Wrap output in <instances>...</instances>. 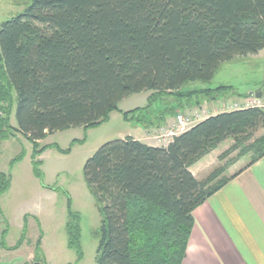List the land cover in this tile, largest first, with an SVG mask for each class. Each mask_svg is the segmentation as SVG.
I'll use <instances>...</instances> for the list:
<instances>
[{"label": "trees", "instance_id": "1", "mask_svg": "<svg viewBox=\"0 0 264 264\" xmlns=\"http://www.w3.org/2000/svg\"><path fill=\"white\" fill-rule=\"evenodd\" d=\"M263 50L264 0H31L0 27V103L14 93L17 131L33 145L41 177L36 158L48 135L94 128L142 92L150 96L143 110L132 111L136 124L162 126L199 106L200 96L234 91H183L185 85L208 84L223 64ZM158 101L155 125L146 116ZM0 110L3 141L13 135L5 128L11 108ZM263 127L264 111L245 108L210 116L165 147L131 137L101 146L83 167L101 217L96 264H181L192 212L228 181L226 165L200 182L189 168L226 140L233 145L219 159L240 150L253 155L251 166L264 157V136L251 141ZM8 188L0 174V197ZM66 227L80 259L79 229Z\"/></svg>", "mask_w": 264, "mask_h": 264}, {"label": "rangeland", "instance_id": "2", "mask_svg": "<svg viewBox=\"0 0 264 264\" xmlns=\"http://www.w3.org/2000/svg\"><path fill=\"white\" fill-rule=\"evenodd\" d=\"M30 2L31 0H0V27L23 13ZM218 86H233L241 93L258 89L264 92V61L237 59L223 64L208 84L189 83L183 87V91L215 89ZM149 96V92H142L123 99L117 110L109 113L107 120L94 128H71L48 135L38 146L45 148L36 158L41 177L34 173L33 145L25 135L17 131L14 93H11L9 103H0V108H11L9 124L5 128H10L13 133L10 138L0 140V173L9 182V188L0 197V239L3 237L8 246L20 243L17 251L0 250L5 254L1 256L0 264H30L34 258H39L44 264H96L101 217L85 183L83 167L101 146L117 139L143 134V139L146 138L150 143L166 146L163 141L158 143L152 138L161 127H167V123L148 128L136 124L134 120L139 114L132 111L143 110ZM213 96L211 99L200 96V107L219 109L217 111L232 110L222 104L223 100H220V104L212 105L210 101L217 94L214 93ZM164 100L162 104L169 102V99ZM261 103L264 104V101ZM159 108L161 105L158 101L153 104L152 112ZM185 110L177 112L176 116L193 118L194 121L187 130L206 115ZM124 114H127L126 118ZM147 114L149 113L144 115ZM155 115L156 113L146 118L156 125L158 122L152 119ZM4 118L6 116L0 110V119ZM262 136L264 127L254 133L251 141ZM230 142L233 144V141ZM239 152L240 150L231 153L226 161L220 160L218 166L235 160V168L249 164L253 155L245 153L240 156ZM19 156L21 158L16 161ZM67 224L77 225L79 229L80 259L76 251L68 247Z\"/></svg>", "mask_w": 264, "mask_h": 264}, {"label": "crops", "instance_id": "3", "mask_svg": "<svg viewBox=\"0 0 264 264\" xmlns=\"http://www.w3.org/2000/svg\"><path fill=\"white\" fill-rule=\"evenodd\" d=\"M255 59L264 61V50L242 60ZM233 89L230 93L217 94L210 103L220 104V100H223V105L231 107L234 104L244 105L242 103L253 98L264 101V92L260 89L250 90L248 93H241L234 87ZM238 109L217 111L219 109L211 107L202 109L199 105L185 111L206 114L195 123L197 124L210 116ZM170 121L172 118L166 119L164 124L169 125ZM131 138L148 146L165 147L143 139V134ZM230 141L232 140H226L189 168L194 178L200 182L226 165L222 176L228 181L192 212L193 227L181 264H264V157L251 166L247 164L235 168L234 163L228 162L218 166L220 156L233 145ZM227 157L221 161H226ZM15 246H8L1 237V251H17L20 247L14 249ZM3 255L4 252H0V258Z\"/></svg>", "mask_w": 264, "mask_h": 264}, {"label": "built area", "instance_id": "4", "mask_svg": "<svg viewBox=\"0 0 264 264\" xmlns=\"http://www.w3.org/2000/svg\"><path fill=\"white\" fill-rule=\"evenodd\" d=\"M244 105L245 108H264V104H262L259 99L254 98L251 100H246L244 102ZM229 108L238 109L239 106L238 104H234L231 107L229 106ZM193 121L194 120L192 117L187 118L183 115H177L170 125H168L167 127H161L158 130L157 135H155L152 139L158 143L163 141V144L168 145L175 136L187 131V127H189L193 123Z\"/></svg>", "mask_w": 264, "mask_h": 264}, {"label": "water", "instance_id": "5", "mask_svg": "<svg viewBox=\"0 0 264 264\" xmlns=\"http://www.w3.org/2000/svg\"><path fill=\"white\" fill-rule=\"evenodd\" d=\"M257 97L259 96V95H256ZM35 264H38V263H35Z\"/></svg>", "mask_w": 264, "mask_h": 264}]
</instances>
